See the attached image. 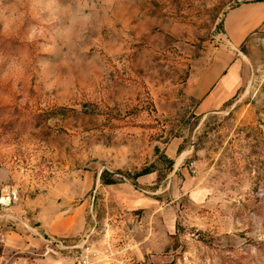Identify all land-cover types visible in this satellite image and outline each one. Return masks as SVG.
Here are the masks:
<instances>
[{
    "label": "rangeland",
    "instance_id": "rangeland-1",
    "mask_svg": "<svg viewBox=\"0 0 264 264\" xmlns=\"http://www.w3.org/2000/svg\"><path fill=\"white\" fill-rule=\"evenodd\" d=\"M245 1L0 0V264H264V36L192 96Z\"/></svg>",
    "mask_w": 264,
    "mask_h": 264
},
{
    "label": "crops",
    "instance_id": "crops-1",
    "mask_svg": "<svg viewBox=\"0 0 264 264\" xmlns=\"http://www.w3.org/2000/svg\"><path fill=\"white\" fill-rule=\"evenodd\" d=\"M263 36L264 0L245 1L225 12L223 45L191 78L198 114L220 109L236 93L242 84V57L245 55L241 47L248 39Z\"/></svg>",
    "mask_w": 264,
    "mask_h": 264
},
{
    "label": "built area",
    "instance_id": "built-area-1",
    "mask_svg": "<svg viewBox=\"0 0 264 264\" xmlns=\"http://www.w3.org/2000/svg\"><path fill=\"white\" fill-rule=\"evenodd\" d=\"M190 171L192 173L195 172L194 163H189ZM18 198V191L15 188H9L4 190L0 196V204L2 206H10L12 203H14Z\"/></svg>",
    "mask_w": 264,
    "mask_h": 264
}]
</instances>
